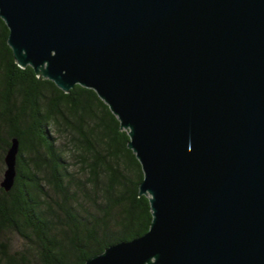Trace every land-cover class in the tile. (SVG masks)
I'll return each instance as SVG.
<instances>
[{"label":"water","instance_id":"95a60500","mask_svg":"<svg viewBox=\"0 0 264 264\" xmlns=\"http://www.w3.org/2000/svg\"><path fill=\"white\" fill-rule=\"evenodd\" d=\"M0 16L18 65L94 89L141 162L150 229L84 264H264V0H0Z\"/></svg>","mask_w":264,"mask_h":264},{"label":"trees","instance_id":"16d2710c","mask_svg":"<svg viewBox=\"0 0 264 264\" xmlns=\"http://www.w3.org/2000/svg\"><path fill=\"white\" fill-rule=\"evenodd\" d=\"M8 35L0 16V176L20 142L14 185L0 184V264H84L145 234L153 213L128 131L94 89L65 92L19 66Z\"/></svg>","mask_w":264,"mask_h":264},{"label":"rangeland","instance_id":"374dc122","mask_svg":"<svg viewBox=\"0 0 264 264\" xmlns=\"http://www.w3.org/2000/svg\"><path fill=\"white\" fill-rule=\"evenodd\" d=\"M2 177H3V176L1 175V176H0V181L2 180Z\"/></svg>","mask_w":264,"mask_h":264}]
</instances>
